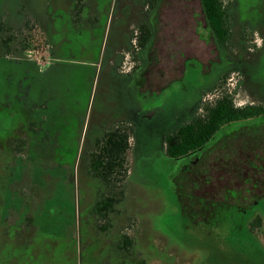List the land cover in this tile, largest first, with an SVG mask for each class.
Instances as JSON below:
<instances>
[{
    "label": "rangeland",
    "instance_id": "1",
    "mask_svg": "<svg viewBox=\"0 0 264 264\" xmlns=\"http://www.w3.org/2000/svg\"><path fill=\"white\" fill-rule=\"evenodd\" d=\"M70 1L0 0V20L7 15L15 36L23 30L19 8L40 18L51 9L57 23L60 16L67 17L63 7L69 10ZM85 1L96 2L90 11L95 22L84 17L85 24L64 31L63 40L54 32L53 42L60 46L56 51L64 55L50 65L36 56L18 59L0 51V118L8 116L15 123L7 120L0 129V264H264V248L221 220L229 159L255 157V164L264 167V128L220 138L191 173L178 177V193L167 175L175 164L165 162L163 152L170 120L215 98L218 90L209 87L220 70H233L223 87L237 105L264 104V0H227L233 6L230 61L220 57L204 28L201 0L167 1L149 56V83L156 90L162 85L155 92L137 84L144 73L140 60L149 64L146 51L139 57L133 47L128 53L121 69L133 71L140 65L131 75L120 74L118 62L109 60L125 32L121 15L130 0L123 5L119 0ZM57 5L62 9L55 10ZM139 12L146 14L145 9ZM154 15L150 12V21ZM36 33L41 36L38 29ZM16 47L18 43L12 49ZM33 103L47 104L35 120L52 137L24 152L18 146L29 143L19 130L25 129ZM62 106L63 114L58 113ZM122 110L134 125L130 173L124 202L107 221L87 212L94 188L88 184L86 155L95 130ZM233 183L243 185L237 179ZM258 185L253 191L252 185L246 188L263 195L264 179ZM123 235L136 243L126 259L117 248ZM255 235L264 246V221Z\"/></svg>",
    "mask_w": 264,
    "mask_h": 264
},
{
    "label": "flooded vegetation",
    "instance_id": "2",
    "mask_svg": "<svg viewBox=\"0 0 264 264\" xmlns=\"http://www.w3.org/2000/svg\"><path fill=\"white\" fill-rule=\"evenodd\" d=\"M70 1V0H69ZM122 4L124 0H119ZM170 0H130L131 3L125 4L126 10H122V15H121V22L122 25L125 26V32L124 34H120L116 43V48L114 50L113 56L110 60L111 64H116L118 62L119 67L117 68L120 74L123 75H131L134 70L138 69L141 65L142 68H144V73L142 75V78L140 82L137 84L141 86V89L143 90H150L152 92L155 91H160L162 88V85L158 87L159 89L156 90L153 87V84L149 83L148 75H149V67L152 64V60H149V56L151 55V47L153 46L155 40H156V32L159 28L160 25V19L159 15L160 12L163 10V7L167 4L166 2ZM174 3V1L172 0ZM176 2V1H175ZM69 3V2H68ZM178 3V0H177ZM69 5V4H68ZM93 5V6H92ZM96 5V2L93 1V3L85 0H71L70 1V9L67 10V8L63 7V12L68 13L67 17H62L58 18L59 21L57 23L55 22V19L51 17L50 15L51 9H48V14L45 18H40L37 14L30 13L27 9V7L19 8V14H18V20L21 22L20 27L23 29L25 33L22 31L20 33H17L12 35L11 33V23L6 19L7 15L4 14L0 20V51L2 54H8L11 56H14L18 59L22 57H27V59H31L32 56H36L37 59H45L47 65H50L53 63L52 61L58 60L57 56L59 55L62 57L64 54L63 53H58L56 50L59 45L53 42V33H61V40L65 39L64 36V31H72L75 29L74 27H77L76 25L79 24H85V21L83 20L84 17L88 19L89 24H93L95 20L92 21L90 18V11L93 10V7ZM123 5V4H122ZM57 7V8H56ZM55 7V10H61L62 8L59 7L58 5ZM134 8H136L134 10ZM140 9H145L146 14H141L139 11ZM88 10V15L84 16V13L87 12ZM150 12H155L154 18L151 19L149 14ZM205 19V17H204ZM206 23V21H205ZM14 26V25H13ZM256 26V25H255ZM134 27V28H133ZM145 28L150 30L151 33V41L150 45L147 46L146 48H139L138 43L139 40L144 38V31ZM205 30H206V24H205ZM36 29L39 31V35L36 33ZM141 38V39H140ZM210 38V37H209ZM61 42V41H59ZM16 51L13 50V46H17ZM62 43H65L62 41ZM135 51L134 53H138V56H141V53L143 51L147 52V59L149 60V64L146 66L144 65V62H141V64L137 67H134L133 71H128L126 70L125 72L121 69L122 65L125 63V60L128 59V53L132 52V50ZM39 49L45 50L46 56L43 54H40ZM219 51V50H218ZM0 52V53H1ZM220 57L223 56L222 53L219 51ZM224 58V57H223ZM140 59V58H139ZM221 59V58H220ZM225 59V58H224ZM37 60V62H39ZM226 61V59H225ZM220 62V61H219ZM44 64V63H42ZM222 76V70L218 73L217 80L214 81L213 85L219 83L220 78ZM217 81V82H216ZM117 83L119 81L117 80ZM207 90V89H206ZM203 90L200 92V99L202 96ZM234 96V95H233ZM200 99H198L197 102L201 105L202 103L200 102ZM235 97H234V103L236 104V107H246V106H257L260 105L261 107H264V104H248V105H237L235 102ZM197 104V103H196ZM133 106V105H132ZM47 108L46 103H33L31 105L28 118L29 121L27 122V125L24 128H20V134L19 137H26L28 139V145L24 146H18L19 150H32L37 147L40 148L42 147L45 143H43L44 140H51L52 135L49 132H43L38 128V120H35L36 113L38 111H41ZM63 112H66L63 108V106L60 108L58 113L63 114ZM205 111L203 110L202 106L200 108H194L191 107L187 109L186 111H182V116L174 115V117L170 120V126L168 130L165 129L164 135H163V152H164V157L165 162L172 161V164H175L172 167H169L170 172L168 173L167 170L168 168H164L165 172H167V175H171V182L175 184L176 188V193H178V177L180 175L184 176L185 174H189L192 172L193 167L195 164H197L198 161H200L206 153L212 148L213 145L221 138H234L237 135H243L245 134V131H255L258 130L261 132V130L264 128V112H261L259 115L253 117V118H248L244 120H238V121H233L229 123L226 126V131L223 134H220L216 139L213 137L209 142L208 145L205 146L203 149H197L192 152H190L188 155H185L184 157H179V159H173L170 158L167 155L168 151V145H167V138L172 135L174 132L178 131L181 126L186 125L190 123L193 119L199 117L202 113ZM123 113V110L119 113H115L118 115H121ZM115 118L117 116L115 115ZM44 121H46L47 117L44 116L42 117ZM120 119V118H119ZM11 121L14 123V120L11 117L8 116H2L0 118V129H3V124L7 121ZM112 122V121H111ZM110 121H104L101 125L100 128L95 130L94 132V138L92 141L94 143L92 144L93 146L90 147V150L86 157L88 158V184L94 188V202L92 206L88 209V214L89 217L91 216H96L95 213V206L97 205L98 202H100L104 196L107 194H111L112 190L109 186V182L105 179L102 178L98 174H93L91 172L90 168V161H91V155L92 154H97L100 155V149H99V143L106 141L107 136L111 133L114 132H119L120 134H125V130L127 127L133 129L134 133V125L132 122L130 125H125L123 123H115ZM15 124V123H14ZM13 124V125H14ZM17 128V127H16ZM41 131V132H40ZM259 132V133H260ZM41 133V135H39ZM40 136V137H39ZM133 136V134H132ZM19 139V138H18ZM22 139V138H20ZM214 139V141H213ZM50 142V141H49ZM48 142V144H49ZM36 144V145H35ZM131 148V147H130ZM130 151V150H129ZM11 153V152H10ZM129 153V152H128ZM12 154V153H11ZM257 156V155H255ZM255 157L252 158L251 161L247 159H235L236 163L234 162V159H229L231 160L229 163V175L228 178L226 179L227 183V190L226 194H224V199L222 202V211H221V220L222 224H231L232 227L236 230L238 233H243V235H246L247 239L253 243L258 248H264V246L259 244V241L255 235V233L261 229L263 221H264V194L260 195L258 193L254 194L251 192V190H247L248 185H252V191L256 190L259 188V181L261 182V179H264V167L263 166H258L255 164ZM262 161V164H264V161ZM126 168L128 169L126 177H125V183L127 181V178L129 177V167H128V157H127V163L125 164ZM124 165V166H125ZM253 170L251 171L252 174L248 172V169ZM233 169V170H232ZM93 170V169H92ZM233 171H237L238 175L232 174ZM237 179L240 182H243V185H240L239 188L237 184H234L233 181ZM116 193V192H113ZM112 193V194H113ZM247 195V196H245ZM117 214V212L115 213ZM115 214H112L114 216ZM214 218H217V214ZM111 217V216H110ZM207 223H210V220L207 221ZM107 229H104L103 231H106ZM117 247V246H116ZM119 251H123L119 247H117ZM259 249V250H260ZM131 251L127 250L125 251V256L124 259H126V254ZM260 252L263 255V261H264V249H261ZM123 259V258H122Z\"/></svg>",
    "mask_w": 264,
    "mask_h": 264
},
{
    "label": "trees",
    "instance_id": "3",
    "mask_svg": "<svg viewBox=\"0 0 264 264\" xmlns=\"http://www.w3.org/2000/svg\"><path fill=\"white\" fill-rule=\"evenodd\" d=\"M201 2L206 30L210 38L214 40L217 50L222 53L226 61H230L228 49L231 40L230 24L233 6L227 0H201ZM143 35L144 38H140L141 40L138 43L139 48H146L150 45V30L145 28ZM231 71L233 70H222L219 84L209 87L212 90L216 88L218 94L215 98L202 104L205 112L190 123L181 126L178 131L167 138V155L170 158L179 159V157H184L194 150L203 149L229 123L253 118L264 112V107L260 105L236 107L233 94L223 87ZM124 133L114 132L109 134L106 141L99 143L100 155L95 153L91 155V172L105 178L111 185L109 187L112 190L111 194L104 196L95 206V213L102 220L108 221L112 214L118 212V206L124 202L125 177L128 171L125 164L130 150L129 142L133 129L127 127ZM135 244L134 239L123 235L118 245L120 249L127 252V250L131 249L132 251L135 249ZM133 264L148 263L140 260Z\"/></svg>",
    "mask_w": 264,
    "mask_h": 264
},
{
    "label": "crops",
    "instance_id": "4",
    "mask_svg": "<svg viewBox=\"0 0 264 264\" xmlns=\"http://www.w3.org/2000/svg\"><path fill=\"white\" fill-rule=\"evenodd\" d=\"M117 116V118H114V119H106L105 121H112V122H115V123H123V124H127V125H130V123H131V121H128L125 117H124V114H121V115H116ZM120 118V119H119ZM111 122V123H112Z\"/></svg>",
    "mask_w": 264,
    "mask_h": 264
}]
</instances>
